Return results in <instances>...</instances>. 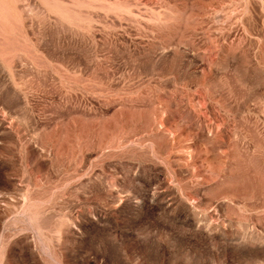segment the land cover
Returning <instances> with one entry per match:
<instances>
[{
  "label": "rangeland",
  "instance_id": "rangeland-1",
  "mask_svg": "<svg viewBox=\"0 0 264 264\" xmlns=\"http://www.w3.org/2000/svg\"><path fill=\"white\" fill-rule=\"evenodd\" d=\"M0 264H264V0H0Z\"/></svg>",
  "mask_w": 264,
  "mask_h": 264
}]
</instances>
